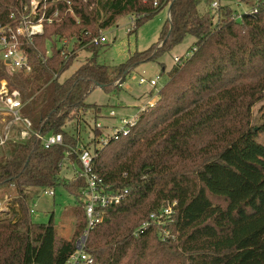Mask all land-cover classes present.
I'll use <instances>...</instances> for the list:
<instances>
[{
	"label": "trees",
	"instance_id": "trees-1",
	"mask_svg": "<svg viewBox=\"0 0 264 264\" xmlns=\"http://www.w3.org/2000/svg\"><path fill=\"white\" fill-rule=\"evenodd\" d=\"M70 1L80 24L69 18L45 26L36 48L29 49V76L0 66V81L21 94L22 116L32 131L61 134L64 141L47 150L32 134L5 146L0 191L14 187L18 196L16 207L0 211V264H66L88 231L85 180L79 175L70 182L62 179L66 166L81 169L74 153L81 147L79 136L67 126L88 109L86 99L95 89L118 91L133 70L157 62L189 36L195 39L191 56L169 72L155 106L139 115L127 135L120 132L95 151L93 172L122 199L90 230L85 252L94 264H264V146L257 142L264 112L262 125L252 126L253 108L264 100V0H255L242 16L229 7L213 11L216 0ZM30 2L0 0V21ZM203 4L208 9L200 15ZM168 6L158 43L135 53L112 78L109 68L97 63L104 45L92 46V41L123 16L135 19L136 32ZM72 37L81 40V48H92L94 57L60 82L78 55L67 60L53 39ZM92 132L93 138L102 136V129ZM94 146L93 139L82 148ZM59 187L79 203L71 241L59 237L53 216L48 224L32 220L26 190ZM168 204L175 206L164 227L150 224L139 231ZM162 229L175 239L163 238Z\"/></svg>",
	"mask_w": 264,
	"mask_h": 264
},
{
	"label": "rangeland",
	"instance_id": "rangeland-1",
	"mask_svg": "<svg viewBox=\"0 0 264 264\" xmlns=\"http://www.w3.org/2000/svg\"><path fill=\"white\" fill-rule=\"evenodd\" d=\"M218 1V0H216ZM223 7L231 8L238 16H242L251 12L255 0H220ZM208 7L201 5L198 8L200 15H204ZM169 10L165 9L156 17L147 23L143 24L136 32L133 26L135 19L132 16H123L112 27L103 31V35L107 38V43L99 50L97 55V63L109 68V73L112 78L117 76L116 69L125 64L135 53L145 52L153 45L158 43L163 26L169 17ZM240 21V20H239ZM133 32V33H131ZM57 44V49L62 48L59 39H53ZM195 39L187 37L185 41L175 47L170 53L163 55L157 62H151L140 65L126 77L118 91L107 93L100 88L95 89L87 97L85 104L88 109L82 111L77 120L67 126V131L78 134L80 146L86 147L91 140L95 141L99 138H93L92 130L102 125V136L110 138L111 128L120 125V120L125 118L131 120L138 113V106L144 105L148 100H151L157 95V91L165 86L168 82L169 72L176 66V59H182L189 55ZM52 43H48V49L51 51ZM92 48H81L77 60L73 66L65 72L59 81L63 82L70 78L73 73L86 64L94 57ZM164 67V71H163ZM158 81V87L154 89L152 97L146 95L153 89L149 85H140V80ZM121 81V80H120ZM117 86V85H116ZM100 110L99 112H97ZM114 111L117 118H110V112ZM264 112V100L253 108V123L252 126L258 128L262 125L260 117ZM8 123H5L4 117L0 116V136L5 133ZM11 140L20 142V129L17 126L12 127ZM23 130V128H22ZM78 132V133H77ZM22 139V138H21ZM257 142L264 146V132L257 138ZM3 150H0V161L3 157ZM76 165L66 166L62 171V179L65 182H70L79 175L80 168ZM30 199L31 210L34 214L32 220L36 224H48L53 216L54 224L59 237L71 241L74 236L76 219L74 211L78 206V200L70 196L63 187L55 189V196H47L45 192L49 190L29 188L26 190ZM17 192L14 187L0 191V207H4L0 211L7 212L10 210L14 201L17 198ZM8 208V209H7ZM13 211V210H12ZM12 215V214H11ZM11 215L9 217H11Z\"/></svg>",
	"mask_w": 264,
	"mask_h": 264
},
{
	"label": "built area",
	"instance_id": "built-area-1",
	"mask_svg": "<svg viewBox=\"0 0 264 264\" xmlns=\"http://www.w3.org/2000/svg\"><path fill=\"white\" fill-rule=\"evenodd\" d=\"M61 4H66L62 9ZM158 2H155V6ZM220 8L219 2L215 1L212 4V10L218 11ZM166 9L169 10L170 6ZM72 18L77 24H80L79 17L73 10V4L70 0H31L30 4L23 5L21 8L12 12L7 22L0 21V66L8 72L30 75L33 71V66L30 61V48L35 47V39L44 36L45 26L54 23H62L65 20ZM61 55L69 60L73 55H79L81 52V40L77 37L71 39L63 38L61 41ZM107 43L106 36L101 33L100 37L95 38L91 45L101 46ZM51 51L48 50L46 55L51 57ZM191 54L186 57H190ZM181 59H176L180 63ZM176 63V64H177ZM120 81L116 83L119 85ZM140 85H149L153 90L158 87V81L140 80ZM162 88V87H161ZM160 88V89H161ZM159 91V90H158ZM157 95L151 100H148L144 105L138 106V113L131 120L121 119L120 125L111 128V137L123 132L124 135L129 133L130 128L137 125L139 115L146 108H153L158 100ZM25 104L21 94L14 90L12 91L6 80L0 81V116L4 117L7 124L5 133L0 136V150L4 149L9 143H17L11 140L12 127L17 126L20 129V139L26 140L32 134L42 143L45 149H51L55 146L63 145V137L61 134H51L43 136L40 133L32 131V124L29 119L22 116V110ZM110 118L116 119L117 114L114 111L110 112ZM23 128V130H22ZM99 124L97 129H102ZM22 138V139H21ZM110 138H97L96 148L74 150L78 156L81 165L79 176L85 180V188L82 191V200L84 202L85 214L87 217V233L76 241V251L68 258L66 264H94L93 258L85 252L88 234L104 219V210L112 205H118L121 202V195L109 187L105 186L98 175L93 172V163L95 151L101 150L109 144ZM45 192L47 196H55V191L48 189ZM175 204H168L159 214H153L150 217V223L145 224L139 231H142L154 224L159 227H164L173 213ZM2 208V209H1ZM1 210L4 207H0ZM8 209V208H7ZM31 213L34 214L33 210ZM161 236L165 239H175L170 232L162 229Z\"/></svg>",
	"mask_w": 264,
	"mask_h": 264
},
{
	"label": "crops",
	"instance_id": "crops-1",
	"mask_svg": "<svg viewBox=\"0 0 264 264\" xmlns=\"http://www.w3.org/2000/svg\"><path fill=\"white\" fill-rule=\"evenodd\" d=\"M218 2H219V5H220V7L222 6V4H221V1L220 0H218Z\"/></svg>",
	"mask_w": 264,
	"mask_h": 264
},
{
	"label": "water",
	"instance_id": "water-1",
	"mask_svg": "<svg viewBox=\"0 0 264 264\" xmlns=\"http://www.w3.org/2000/svg\"><path fill=\"white\" fill-rule=\"evenodd\" d=\"M126 76V75H125Z\"/></svg>",
	"mask_w": 264,
	"mask_h": 264
}]
</instances>
